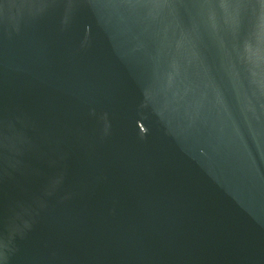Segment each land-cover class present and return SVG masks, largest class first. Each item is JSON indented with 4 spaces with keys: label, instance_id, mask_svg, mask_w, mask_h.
I'll use <instances>...</instances> for the list:
<instances>
[{
    "label": "water",
    "instance_id": "obj_1",
    "mask_svg": "<svg viewBox=\"0 0 264 264\" xmlns=\"http://www.w3.org/2000/svg\"><path fill=\"white\" fill-rule=\"evenodd\" d=\"M0 264H264V0H0Z\"/></svg>",
    "mask_w": 264,
    "mask_h": 264
}]
</instances>
